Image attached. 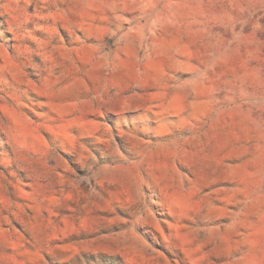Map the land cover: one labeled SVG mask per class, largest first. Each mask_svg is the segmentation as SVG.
I'll list each match as a JSON object with an SVG mask.
<instances>
[{"label": "rangeland", "instance_id": "374dc122", "mask_svg": "<svg viewBox=\"0 0 264 264\" xmlns=\"http://www.w3.org/2000/svg\"><path fill=\"white\" fill-rule=\"evenodd\" d=\"M0 264H264V0H0Z\"/></svg>", "mask_w": 264, "mask_h": 264}]
</instances>
